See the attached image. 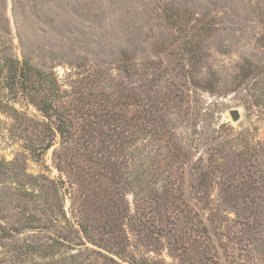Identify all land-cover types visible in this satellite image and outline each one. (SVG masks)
Returning <instances> with one entry per match:
<instances>
[{"label": "rangeland", "instance_id": "obj_1", "mask_svg": "<svg viewBox=\"0 0 264 264\" xmlns=\"http://www.w3.org/2000/svg\"><path fill=\"white\" fill-rule=\"evenodd\" d=\"M129 262L264 264V0H0V264Z\"/></svg>", "mask_w": 264, "mask_h": 264}, {"label": "trees", "instance_id": "obj_2", "mask_svg": "<svg viewBox=\"0 0 264 264\" xmlns=\"http://www.w3.org/2000/svg\"><path fill=\"white\" fill-rule=\"evenodd\" d=\"M40 76V74H37V77ZM22 77L24 78V81H27L28 79L31 78V74L29 75V73H26L25 75H23L22 73ZM44 109V115L45 117H47L49 120H51L52 118V113L51 112H47L45 111V107H43ZM55 120V119H54ZM57 123L52 122V126L50 125L48 127L49 129V133L54 134V135H59L60 136V142H59V147L62 149L59 151V147L58 149L54 150L53 152V156H54V162L56 163V168L62 173V172H66L65 170V159H64V151L68 148L67 143H69L70 139L72 137H76L79 135V132H77V128L75 126H71L66 124L63 119H58V121H56ZM53 145V142L50 140L48 141L46 144H44L41 148L39 147H35L32 149V152H34L36 155L40 156L41 153H44L45 151H47L51 146ZM38 150H41L40 152ZM117 174V173H116ZM63 182V181H62ZM56 223L55 221H50V223ZM77 225L80 226V228H82L81 230L86 231L87 226L85 224H83L81 222L80 219H78L77 221ZM97 228H99V231H104L106 230L107 232H109L110 230H112L113 225L109 220H105L104 223H102L101 225L97 226ZM11 231V230H8ZM7 231V232H8ZM10 234V233H8ZM53 242L61 245L64 242H67V240H69L67 236H65V234H59V233H53ZM50 247L54 246L52 244H49ZM114 262V261H113ZM129 264H148V263H139V262H134L131 263L129 262Z\"/></svg>", "mask_w": 264, "mask_h": 264}, {"label": "water", "instance_id": "obj_3", "mask_svg": "<svg viewBox=\"0 0 264 264\" xmlns=\"http://www.w3.org/2000/svg\"><path fill=\"white\" fill-rule=\"evenodd\" d=\"M230 116L233 120H237L240 117V114L237 109H231L230 110Z\"/></svg>", "mask_w": 264, "mask_h": 264}]
</instances>
